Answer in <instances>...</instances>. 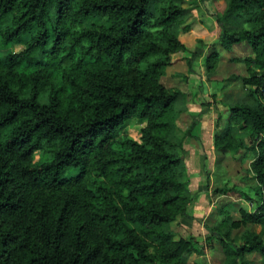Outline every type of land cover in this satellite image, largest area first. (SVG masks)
I'll return each instance as SVG.
<instances>
[{
	"label": "trees",
	"instance_id": "1",
	"mask_svg": "<svg viewBox=\"0 0 264 264\" xmlns=\"http://www.w3.org/2000/svg\"><path fill=\"white\" fill-rule=\"evenodd\" d=\"M182 1L0 0V44L24 46L0 59V264H185L201 252L167 227L190 218L186 171L169 139L183 94L159 79L171 53L186 49L176 34ZM216 22L222 47L250 48L239 78L257 99L228 104L212 145L251 151L256 201L238 208L239 219L219 209L209 229L224 264H243L249 252L264 264V0H224ZM199 54L196 44L187 64ZM214 55H203L206 67ZM131 117L145 119L138 139L123 130ZM34 151L46 158L33 161ZM246 223L260 228H244L236 243L230 229Z\"/></svg>",
	"mask_w": 264,
	"mask_h": 264
},
{
	"label": "rangeland",
	"instance_id": "2",
	"mask_svg": "<svg viewBox=\"0 0 264 264\" xmlns=\"http://www.w3.org/2000/svg\"><path fill=\"white\" fill-rule=\"evenodd\" d=\"M186 5L196 6V10H199L203 16L200 18V14L197 19L195 15H192L193 19H190L189 23L195 28L200 26L203 28L205 25L203 26L201 23L204 20V15L209 10L214 12L213 14L220 13L224 1L184 0V6ZM223 22L227 28L232 30H236L240 26L236 20L224 19ZM99 23L108 24V19L102 17ZM215 25L214 23L211 29L206 27L207 30L200 31L203 32L205 38L209 37L208 42L214 39L212 37L216 33ZM196 29L198 30V28ZM195 30L194 32L187 30L179 32L180 38L190 47L198 43L195 36L198 31ZM23 47L20 42L0 44V59L6 52H16ZM220 50V57L210 59L209 67L203 65L202 61V66L197 67L193 72H190V65L186 62L187 56L181 57L176 52L172 55L174 56L172 66H168V64L165 66L169 68V71L160 77L166 87L178 89L183 94L174 102V108L179 111L169 139L172 149L181 158L186 171L188 189L191 194L187 206L190 218L178 216L170 221L167 227L173 232L174 237H191L201 248V252H190L185 264H224L220 243L211 235L209 227L221 216L219 209H224L231 219H239L238 208L250 210L255 206L256 201L252 192L253 183L248 175L251 151L241 147L220 150L214 149L212 145V134L217 130L215 119L220 117L222 120L228 115V104L233 102L250 104L257 99L252 87L244 85L239 78V76L248 75L242 58L250 55L251 50L244 42L231 43L229 50H225V48H220ZM32 56H34V60L41 58L37 52ZM33 62L19 68L28 71L34 65ZM201 73L205 82L200 78ZM196 83L197 88L191 95L190 90ZM191 122H193L191 134L182 137V131ZM144 123L145 119L143 118L131 117L124 121L123 130L128 137L138 139L139 129ZM6 130V128L3 129L1 133L4 134ZM120 132L122 133V131ZM233 134L242 133L238 131ZM31 158L35 162H40L46 156L34 151ZM221 186H229L232 190L226 192L215 190ZM240 190L248 197H243L239 193ZM244 228L257 231L260 226L255 223H246L232 227L230 236L236 243L240 242V233ZM244 260L243 264H261L260 257L254 252L246 253Z\"/></svg>",
	"mask_w": 264,
	"mask_h": 264
},
{
	"label": "crops",
	"instance_id": "3",
	"mask_svg": "<svg viewBox=\"0 0 264 264\" xmlns=\"http://www.w3.org/2000/svg\"><path fill=\"white\" fill-rule=\"evenodd\" d=\"M224 1V0H223ZM192 3V2H191ZM194 3V2H193ZM182 6H184V0L182 1ZM184 7H186L187 8V10H188V13H187V16H186V18H184L179 24H178V29H177V32H176V34H177V37H179V40L185 45V50H177V51H174V52H172L171 53V63H169L168 64V66H172V64H173V59H174V56H172V55H174L176 52H178L179 53V55L181 56V57H186L187 56V58H188V56H189V54H190V50L194 47H190V46H188L187 45V43L186 42H184V40H182L181 38H180V36H179V32L181 31V32H184V31H191V32H194V30L196 29V28H198V32H196L197 34H195V36L197 37V39H200L201 40V43L199 42V43H197V45H198V47H199V49H200V54L199 55H196V56H194L193 58H191V60H190V62H189V65H190V72H193V71H195L196 70V68L197 67H201L202 66V59H203V55H205L208 51H210V50H215V55L212 57V58H218V57H220V55H221V50H220V48H223L224 49V47H222V45L218 42V40H217V37H218V32H219V27H218V25H217V22H216V14H218V12H216V14H213L212 13V11L211 10H209V12L206 14V15H204V20H202L203 22L201 23L203 26L205 25V27H203V28H200V27H193L189 22L191 21L190 19H193L192 18V15H195V17L198 19L199 17H200V11L199 10H196V6H193V7H191V6H184ZM200 18H203V16H202V14H201V17ZM214 23L216 24L215 25V28H216V33H215V36L214 37H212V38H214V39H212V40H210V42H208V38L209 37H204V35H203V32H200V31H205V29L207 30V28L206 27H208V28H212L213 27V25H214ZM195 30V31H196ZM230 49V47L229 48H225V50H229ZM179 59V58H178ZM177 59V60H178ZM199 65V66H198ZM203 65H205V64H203ZM167 66V65H166ZM169 71V68L168 67H165L164 68V72L160 75V77L161 76H164L165 75V73L166 72H168ZM190 75L192 74V73H189ZM160 77H159V79H160ZM191 77V76H190ZM200 78L202 79V81L203 82H205L204 81V78L202 77V73H201V76H200ZM161 81V80H160ZM194 85V88L193 89H191L190 90V94L192 95V94H194V92H195V88H197L196 87V85H197V83L196 84H193Z\"/></svg>",
	"mask_w": 264,
	"mask_h": 264
}]
</instances>
